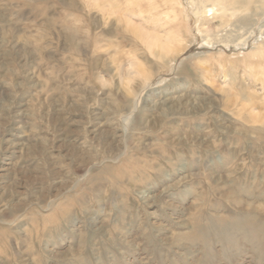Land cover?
<instances>
[{
	"label": "rangeland",
	"instance_id": "rangeland-1",
	"mask_svg": "<svg viewBox=\"0 0 264 264\" xmlns=\"http://www.w3.org/2000/svg\"><path fill=\"white\" fill-rule=\"evenodd\" d=\"M0 264H264V0H0Z\"/></svg>",
	"mask_w": 264,
	"mask_h": 264
}]
</instances>
